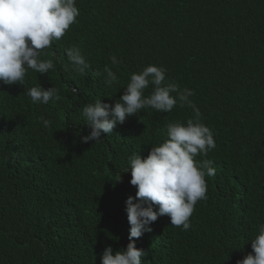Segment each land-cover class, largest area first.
Returning <instances> with one entry per match:
<instances>
[{"label":"trees","instance_id":"16d2710c","mask_svg":"<svg viewBox=\"0 0 264 264\" xmlns=\"http://www.w3.org/2000/svg\"><path fill=\"white\" fill-rule=\"evenodd\" d=\"M76 6V22L41 54L55 60L54 69H29L23 85L0 82V264H101L106 246L126 247L125 200L136 188L130 169L121 171L131 155L143 158L163 142L169 123H186L195 110L179 102L170 112L143 109L88 143L81 141L91 130L82 110L98 99L112 104L149 64L163 66L166 82L180 91H193L189 99L216 143L196 159L216 172L206 177V199L195 205L189 230L162 215L133 238L135 246L146 253L143 264H236L264 224V0ZM72 46L89 62L84 73L68 61ZM105 66L118 77L112 85ZM38 84L56 87L58 96L33 103L27 91Z\"/></svg>","mask_w":264,"mask_h":264},{"label":"clouds","instance_id":"9594fccd","mask_svg":"<svg viewBox=\"0 0 264 264\" xmlns=\"http://www.w3.org/2000/svg\"><path fill=\"white\" fill-rule=\"evenodd\" d=\"M79 14L76 0H0V82L23 85L29 69L40 74L54 69L55 60L41 59V54L65 35ZM66 56L73 71L84 73L90 67L76 46L66 49ZM111 61L119 63L115 56ZM103 73H106V84L117 82L118 77L108 66L104 67ZM96 74L101 75L100 72ZM149 85L153 90L145 96ZM124 89L112 104L98 99L83 107L82 116L91 130L81 136L82 142L101 140L102 134H111L127 117L147 108L170 112L179 102L182 106H192L195 118L186 123H169L167 138L152 146L147 156L142 158L136 152L128 158L127 166L121 172L130 169V184L136 188L135 196L129 195L125 200L129 242L125 248L116 251L110 245L106 246L101 254V264H143L141 257L146 253L135 246L133 238L150 232L151 224L159 216L168 215L171 225L189 230L195 205L206 199V177H212L216 172L209 161L196 159L206 156L216 143L213 131L201 122V113L189 99L194 95L191 89L180 91L175 83L166 82V69L156 64L132 73ZM58 94L56 87L44 88L39 84L27 91L31 101L40 104H47ZM42 124L45 128L52 126L50 120L43 118ZM249 240L252 252L236 264H264V224Z\"/></svg>","mask_w":264,"mask_h":264}]
</instances>
